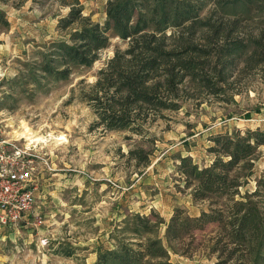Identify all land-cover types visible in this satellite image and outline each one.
<instances>
[{"label":"rangeland","instance_id":"rangeland-1","mask_svg":"<svg viewBox=\"0 0 264 264\" xmlns=\"http://www.w3.org/2000/svg\"><path fill=\"white\" fill-rule=\"evenodd\" d=\"M105 2L78 0L81 16L101 25ZM249 8L242 12L205 0L200 12L211 24H222L231 29V36L250 42L252 57L227 66L216 59L211 31L164 32L165 47L198 68L194 76L173 80L172 90L162 94V101L173 108L147 110L137 134L94 126L95 115L83 96L91 92L114 52L126 48L125 40L110 36L91 65L73 67L65 79L55 81L40 73L37 63L51 42L67 41L80 27L58 26L69 6L58 0L0 2L7 21L5 27L0 25V129L13 137L12 129L23 124L47 135L43 144L32 147L40 157L33 171V213L40 223L34 225L30 215L28 224L0 226V264H93L98 253L119 240H136L123 230V221L135 214L159 221L154 237L170 264H229L223 222L210 223L172 244L166 242L164 230L175 209L196 216L209 207L208 200H194L184 187L177 171L179 157L207 166L214 158L213 137L264 130V2ZM60 137L64 140L56 144ZM131 149H141L145 158L133 159ZM249 162L248 170H240V196L252 192L264 177V144Z\"/></svg>","mask_w":264,"mask_h":264},{"label":"trees","instance_id":"trees-1","mask_svg":"<svg viewBox=\"0 0 264 264\" xmlns=\"http://www.w3.org/2000/svg\"><path fill=\"white\" fill-rule=\"evenodd\" d=\"M58 1L69 6L67 14L59 18L58 26L66 28L79 23L80 27L70 33L67 41H53L47 51L40 52L37 63L40 73L55 81L63 80L73 67L91 65L107 46L110 36L127 43L99 70L91 92L83 95L95 115L94 126L102 129L139 134L147 110L173 108L171 103L162 101L164 90H172L173 80L194 76L197 65L165 47L167 29L211 31L217 45L215 56L222 66L243 60V56L252 57L248 53L250 42L231 36V29L222 24L214 25L201 17L205 0H106L101 25L81 16L78 0ZM263 2L214 0L222 7L239 8L242 12L243 8H260ZM0 25H7L1 10ZM211 140L214 158L207 166L199 167L188 156L179 157L177 164L183 185L190 188L192 198L208 200L209 207L196 216L175 209L165 225V240L172 244L210 223L223 222L227 228L225 260L229 264H264V177L257 180L252 192L238 194L240 170L250 168L249 160L256 148L264 144V130L246 131L234 137L215 136ZM128 154L138 162L145 158L141 149H131ZM128 219L123 221V230L136 240H119L112 249L98 253L93 264H170L165 248L154 237L159 221L137 214Z\"/></svg>","mask_w":264,"mask_h":264},{"label":"built area","instance_id":"built-area-1","mask_svg":"<svg viewBox=\"0 0 264 264\" xmlns=\"http://www.w3.org/2000/svg\"><path fill=\"white\" fill-rule=\"evenodd\" d=\"M40 159L32 147H26L22 139L9 137L0 129V226L40 223L33 213L37 181L34 163Z\"/></svg>","mask_w":264,"mask_h":264},{"label":"bare ground","instance_id":"bare-ground-1","mask_svg":"<svg viewBox=\"0 0 264 264\" xmlns=\"http://www.w3.org/2000/svg\"><path fill=\"white\" fill-rule=\"evenodd\" d=\"M11 134L15 139L18 138L22 139L26 147H37L38 145L43 144L46 141L45 138L47 136V135L43 136L38 132V130H32L31 128L23 124H19L17 128L12 129ZM48 136L51 135L48 134ZM58 140L62 141L64 140V138L60 137L58 139H55L56 144H57L56 141Z\"/></svg>","mask_w":264,"mask_h":264}]
</instances>
